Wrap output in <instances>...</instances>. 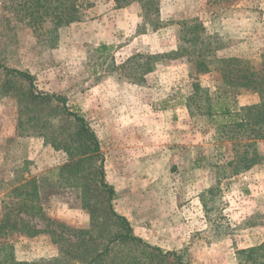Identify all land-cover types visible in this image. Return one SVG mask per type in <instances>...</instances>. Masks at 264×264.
<instances>
[{"label": "rangeland", "instance_id": "rangeland-1", "mask_svg": "<svg viewBox=\"0 0 264 264\" xmlns=\"http://www.w3.org/2000/svg\"><path fill=\"white\" fill-rule=\"evenodd\" d=\"M86 4L83 20L59 29L49 45L16 20L10 0H0V62L32 74L38 92L64 97L70 110L84 116L100 145L105 181L114 189L113 210L135 236L177 252L188 264H239L240 250L264 244V160L228 175L230 168L222 167L233 145L215 141L209 117L186 102L193 83L210 93L220 88V74L196 73L186 56L160 58L148 73L127 60L194 46L206 60L243 59L258 69L264 65V0ZM17 98L0 73V218L4 203L16 202L14 186L48 173L52 186L44 184L41 194L47 220H29L43 232L12 234L0 243L11 246L15 260L36 262L57 256L54 234L61 226L86 230L90 213L51 175L66 163V154L38 135L18 136ZM257 101L255 94L235 97L239 107ZM60 118L65 115L49 116L53 123ZM257 151L264 158V139ZM94 196L103 207V195ZM17 212L12 219L25 217ZM4 256L0 252V260Z\"/></svg>", "mask_w": 264, "mask_h": 264}, {"label": "trees", "instance_id": "trees-1", "mask_svg": "<svg viewBox=\"0 0 264 264\" xmlns=\"http://www.w3.org/2000/svg\"><path fill=\"white\" fill-rule=\"evenodd\" d=\"M10 3L16 20L27 25L37 38L49 45L55 44L59 29L81 22L89 7L86 0H10ZM117 3V8L123 7ZM141 6L146 13L148 6ZM144 11L143 16L147 17ZM102 47L101 50L106 49ZM200 52L194 46H181L175 53L139 54L129 58L127 63H138L148 73L160 58L186 56L193 59L196 73L217 71L220 74V88L210 93L193 83L186 102L187 108L194 105L199 113L209 117L215 141L233 145V156L222 168H230L228 175H236L264 160L257 151V144L264 139V65L255 69L243 59L206 60ZM213 62L218 65L211 69L209 64ZM0 73L6 89L18 97V136L38 135L55 150L66 154V163L53 170L51 175L61 179L62 188L74 191L72 193L80 199L82 207L90 213L86 230L59 225L61 231L52 232L57 237L56 257L19 262L13 257L11 246H5L8 244L3 242L0 252L5 256L0 264H188L177 252L163 251L135 236L127 219L113 210L114 189L105 181L100 145L84 116L78 110H70L64 97L38 92L32 74L11 69L2 62ZM230 92H234L233 95ZM243 94H255L257 103L237 106L235 97ZM60 113L65 115L64 120L51 122L49 116ZM87 174L93 175L89 181ZM44 184L52 186L49 173L40 178L32 177L10 190L11 198L16 202L4 203L0 218L1 239L12 234L34 237L43 232L35 225H29V220H47L41 208ZM94 193L103 195V207L95 201ZM15 209L20 212L18 217L20 214L25 217L12 219ZM238 255L239 264H264V244L240 250Z\"/></svg>", "mask_w": 264, "mask_h": 264}, {"label": "crops", "instance_id": "crops-1", "mask_svg": "<svg viewBox=\"0 0 264 264\" xmlns=\"http://www.w3.org/2000/svg\"><path fill=\"white\" fill-rule=\"evenodd\" d=\"M97 23H98V21H97Z\"/></svg>", "mask_w": 264, "mask_h": 264}]
</instances>
